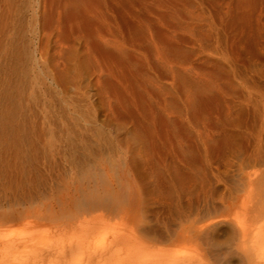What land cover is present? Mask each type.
<instances>
[{
    "label": "rangeland",
    "instance_id": "obj_1",
    "mask_svg": "<svg viewBox=\"0 0 264 264\" xmlns=\"http://www.w3.org/2000/svg\"><path fill=\"white\" fill-rule=\"evenodd\" d=\"M235 5L0 0L1 264H53L34 257L39 244L56 239L59 250L81 235L77 220L107 217L117 202L129 214L131 195L171 158L211 178L255 172L264 201V0ZM83 6L100 7L105 23L78 25ZM145 130L169 131L174 145L153 147ZM212 187L218 195L223 183ZM211 230L191 243L196 264L224 250L204 238Z\"/></svg>",
    "mask_w": 264,
    "mask_h": 264
},
{
    "label": "bare ground",
    "instance_id": "obj_2",
    "mask_svg": "<svg viewBox=\"0 0 264 264\" xmlns=\"http://www.w3.org/2000/svg\"><path fill=\"white\" fill-rule=\"evenodd\" d=\"M246 1L251 0H235L236 8ZM119 3L118 1L117 4ZM89 5L91 6L90 3ZM88 6L76 10L74 20L78 25H87L89 29L103 25L105 20L104 16L101 17V8ZM171 135L169 131H165L161 137L146 130L143 132L145 140L153 147H158L160 143V148L167 147L166 149L174 145ZM189 160L171 158L161 161L164 169L156 168L150 173L146 184L144 182L147 189L144 188L145 190L129 198L130 205L124 208L129 214L122 213L117 202L107 217L104 214L105 216L94 220L81 215V220H77L78 223L73 226L75 229L80 228L79 237L71 240L70 237L66 238L68 241L61 242L59 250L57 240L50 237L51 240L39 244L34 257L50 260L53 264H145L142 259L152 254L154 260L150 261L151 264H196L197 259L194 258L197 250L191 243L198 240L201 233H207L206 230L210 227V238H207L208 235L204 238L212 241L211 244L217 246L218 250H224L214 254L210 261L207 259L205 264H264V201H258L260 193L255 192V184L260 182L256 181L258 174L256 176L255 172H246L225 179L218 176L211 178L202 172L193 173L196 167ZM157 164L159 165L158 162ZM212 182L223 183V189L218 195L214 193ZM261 196L264 195L261 193ZM136 208L143 212L142 216L138 212L136 215H133L134 212L132 214ZM10 220L1 224L5 226L4 232L8 229ZM12 226H9L11 230L14 229ZM105 226L114 229L107 239L101 235ZM112 229L109 228V231ZM11 230H7L10 233H5L8 235L5 244L14 247L18 238L15 236L16 232ZM173 236L179 240L172 246L151 244ZM66 239L63 237L62 240ZM134 239L136 243L130 246L129 243ZM120 246L126 248L123 252H116V248Z\"/></svg>",
    "mask_w": 264,
    "mask_h": 264
}]
</instances>
